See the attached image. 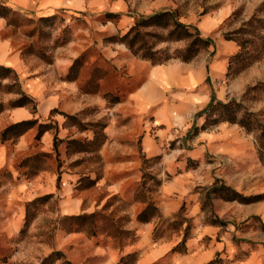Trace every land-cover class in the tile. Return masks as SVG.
I'll return each mask as SVG.
<instances>
[{"label": "rangeland", "instance_id": "rangeland-1", "mask_svg": "<svg viewBox=\"0 0 264 264\" xmlns=\"http://www.w3.org/2000/svg\"><path fill=\"white\" fill-rule=\"evenodd\" d=\"M164 3V8L177 11L179 20L199 27L204 36L214 40L213 45L199 53L216 50L220 42H234L233 51L226 54L225 75L218 78L213 86L219 94L217 99L224 102L236 99L243 109L255 111L264 125L262 24L256 23L252 27L253 30L256 28V32L250 29L243 35L246 48L238 58L232 59L241 45L237 39L226 38L227 34L235 37L233 31L244 26L251 17L264 19V0H164ZM12 17L17 26L25 28V35L30 40L22 48L25 54L41 56L52 64L57 55H66L72 45L82 50L73 60L74 64L79 59L74 80H80L82 96L100 94V81L111 71L116 70L117 87L120 86L122 72L108 63L101 46L102 43H115L110 40L114 34L103 28L113 21L110 10H93L74 13L73 17L60 15L48 19L32 18L16 12ZM146 30L155 33L145 37L152 50H166L161 56H171L166 61L179 59L173 56L189 43L188 39L183 38L161 40L168 32L165 28L150 26ZM92 58L94 62L90 64ZM101 95L108 99L106 107L117 103L113 102L115 96L122 100L120 93L108 91ZM103 110L102 106L94 105L75 112L77 120L85 124L86 129L74 124V138L69 139L80 142L94 139L97 128L92 124L105 122L108 125ZM200 117L197 114L185 135L189 141L196 136L190 137L197 126L200 127ZM221 124L234 127L235 143L252 145L256 155V162L238 165V178L244 179L245 188L237 190L245 195L264 192L259 191V187L264 186V162L259 157L254 133L248 132L237 122L229 121H219L205 129ZM119 128L120 142H111L105 154L101 151L107 142V134L98 148H93L94 144H91L89 150L72 152L67 145L69 139H60L57 143L54 139L53 146L46 149L37 133L29 150L19 151L7 165L0 167V264H40L45 256L55 250L62 251L76 264H138L141 256L151 251V247L171 243L174 245L168 248V252L150 264H177L178 256L189 252L186 241L194 226L193 218L188 214L192 201L184 198L178 209L166 213L168 197L164 185L173 173H163L162 155L146 154L142 145L145 131L134 120V115L119 112ZM175 146L176 141L166 143L167 150ZM207 160L213 162L211 158ZM105 169H109V175L106 182H102ZM206 187L209 186H197L194 190L204 206V209L201 207L205 211L203 220L207 222L221 218L225 224L220 225H223L225 232L216 235L217 242L227 243L212 260L204 264H250L249 259L256 250L261 249L259 244L264 240L263 217L255 214L239 219L244 213L242 208L248 204L220 198L209 199ZM68 197L73 200L77 198L78 206L66 210L65 200ZM150 201L158 207L159 215L148 222L138 220V213ZM216 211L225 214L219 217ZM81 214L92 216L84 222L72 219V216ZM189 222L190 234L186 237ZM144 232H147V236ZM201 239L202 243L210 242L208 235ZM129 253L135 254L136 259H127ZM123 256L125 260L121 262ZM261 264H264V258Z\"/></svg>", "mask_w": 264, "mask_h": 264}, {"label": "crops", "instance_id": "crops-1", "mask_svg": "<svg viewBox=\"0 0 264 264\" xmlns=\"http://www.w3.org/2000/svg\"><path fill=\"white\" fill-rule=\"evenodd\" d=\"M1 6L10 9L7 15L0 13V66L11 68L18 75L20 88L32 102L25 105L10 106L9 102L21 96L6 87L14 82L9 77L0 78V102L5 108L0 112V134L11 124L38 119V124L29 128L16 138L0 140V167L7 165L19 151L29 150L33 137L38 133L39 123L52 122L56 128L43 132L41 141L46 149L53 146L55 136L59 139L74 138V125L68 123L65 113L74 114L86 106H102L103 116L107 115L105 129L108 139L102 154L111 142H120L119 112L134 115L144 128L142 145L146 154L162 155L163 173H173L164 185L168 202L165 211L171 212L180 207L184 198L192 201L188 214L193 218L192 234L186 241L189 250L184 256H178L177 264H204L212 260L217 252L226 245V241L217 242V236L223 232V225L205 222V211L201 210V199L194 193L197 186H210L219 178L236 190H243L244 179H239L238 165L256 162L252 145L235 143L236 129L221 124L216 128L200 130L192 140L185 135L190 131L197 114L211 101L217 79L225 75L226 54L233 51L234 42H220L211 52H202L191 61L172 59L164 63H153L149 59L137 57L126 44L115 41L113 44H101L104 56L114 67L122 72L120 86L117 87L116 70L111 71L101 81L100 94L82 96L80 80L67 79L65 75L82 50L71 46L64 56L57 55L55 62L48 64L41 56L25 54L24 44L30 42L25 28L11 21L14 12L32 18H55L60 15L73 17L74 13L93 10H110L113 21L103 28L110 34H125L135 21L144 14L164 9V0H0ZM73 42V41H72ZM59 53V51H57ZM94 59H90V64ZM106 62V60H104ZM103 62V67L105 63ZM120 93L122 100L112 107H106L108 99L105 92ZM118 91V93H117ZM55 113V114H53ZM199 119V125L204 122ZM176 141L177 146L167 150L166 143ZM207 158L213 159L209 162ZM190 160H199L198 168L188 166ZM262 169V168H261ZM109 169L104 170L102 182H106ZM252 173L251 176H253ZM248 188V187H247ZM264 186L259 187L263 191ZM228 203V202H226ZM66 210L78 206V199L65 200ZM241 209V207H239ZM246 219L259 214L264 219V202H254L242 208ZM219 217L224 212L216 211ZM222 229V230H221ZM225 232V231H224ZM147 236V232H144ZM209 236L208 244L202 243L203 236ZM203 244V245H202ZM174 244L156 245L141 256L138 264H150L163 256ZM249 259L250 264H261L264 256V240L260 242ZM169 248V249H168Z\"/></svg>", "mask_w": 264, "mask_h": 264}, {"label": "trees", "instance_id": "trees-1", "mask_svg": "<svg viewBox=\"0 0 264 264\" xmlns=\"http://www.w3.org/2000/svg\"><path fill=\"white\" fill-rule=\"evenodd\" d=\"M10 12V9H8L6 6H0V13L7 15ZM16 13V11L14 12ZM43 19H48L43 17ZM13 21V18L10 19ZM135 24L130 27L128 32H126L123 35L118 36L117 34H114L113 37H111L110 40L112 41H119L122 43H125L127 47L139 58L143 59H149L153 63H164L166 60L170 59V55H166L162 57L161 55L166 51L163 50H152V48L148 44V40H145L146 35H155V33L150 31H144L147 27L153 26L157 28H165L167 29V35L163 36L161 40L165 39H175V40H181L188 39L189 43L184 48L181 49V51L178 52V54L174 55L173 57H177L180 60L184 61H191L197 57L199 52L202 50L208 48L210 45L214 44V40L210 37H206L202 34L199 27L193 26L191 24H187L186 22H183L179 20L177 11H174L169 8H164L162 11H158L152 14H145L138 18L135 22ZM256 23L262 24L263 29L261 31H264V19L258 18L256 16H253L250 18L249 21L244 23V26L240 27L239 29H236L233 31L232 34H236L235 37L229 36V34L226 35V38L228 39H237L239 44L241 45V49L233 55L232 59L238 58L242 55V51H244L245 47V38H243V35L246 32L251 31L256 32V28L253 30V26L256 25ZM264 37V35H263ZM146 49V51H143ZM79 59L75 61V63L72 65L70 72L66 76L67 79H74V77L77 75V68L79 67ZM76 69V70H75ZM75 71V72H74ZM9 77L12 80H14L13 83L8 84L6 87L10 91H16L21 94V96L9 103L10 106H18V105H25L27 103L32 102V98L29 97L22 89L20 88V84L18 82V75L9 67L0 66V78H6ZM17 86V87H16ZM261 86L264 87V84ZM113 102L120 101L119 96H115L113 98ZM5 104L0 102V112H2L5 108ZM65 116L67 118L68 123L74 125L78 124L81 129H86V125L82 122L77 120V117L74 114H67L65 113ZM198 116H204L205 120L200 125V127L197 126L195 131L192 133L190 137H193L197 135L201 129L208 128L209 126L213 124H217L219 121H229L231 123L237 122L239 125H242L248 132L254 133V138L257 146V151L259 154L260 159L264 162V125L260 122V119L258 117V114L255 111H250L249 109H243L241 107V103L238 102L236 99H232L228 102H224L222 100H219L216 98L215 95H213L211 101L209 104L198 114ZM38 124V119H29V120H23L14 124L9 125L6 127L2 133L1 138L2 140H7L9 138H17L19 135L27 131L29 128H32ZM93 126H96L95 131V137L92 140H89L87 142H80L75 139H69L67 140V145L69 148H71V151H82V150H89L90 145L94 144L93 148H98L100 144H102L107 135L105 132V129L107 127V123L105 122H96L92 124ZM56 128V125L52 122L48 123H39L38 125V137H41L43 132L51 129ZM57 134L55 136V143L59 141ZM57 145V144H56ZM55 145V147H56ZM78 145V146H77ZM90 146V147H89ZM192 162H189V167H197L199 165V161L191 160ZM193 163V164H192ZM95 180H92V183H94ZM207 192L206 196H208L209 199H222L225 201H239L241 203L250 204L257 201L264 200V192L256 193L254 195H245L239 190H236L232 186L228 185L221 179H217L215 183L212 186L206 187ZM202 209H204V206H202ZM156 215H159L158 207L154 202L148 203L147 207L142 210L140 213H138V220L148 222L150 219ZM92 215L91 214H81L72 216V219L76 221H85L89 219ZM185 220H188L185 218ZM207 222H210L212 224H225V222L220 219H214V220H208ZM190 228L191 223L189 222L187 226V233L186 237L190 234ZM186 239V238H185ZM175 249V248H174ZM136 259L135 254H127V259ZM125 260V256L122 257L121 262ZM40 264H76L73 263L71 260H69L65 254L60 250H55L51 252L49 255L45 256Z\"/></svg>", "mask_w": 264, "mask_h": 264}]
</instances>
